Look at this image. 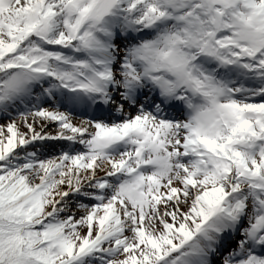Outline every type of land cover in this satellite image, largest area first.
Here are the masks:
<instances>
[{"label": "snow or ice", "instance_id": "snow-or-ice-1", "mask_svg": "<svg viewBox=\"0 0 264 264\" xmlns=\"http://www.w3.org/2000/svg\"><path fill=\"white\" fill-rule=\"evenodd\" d=\"M0 264H264V0H0Z\"/></svg>", "mask_w": 264, "mask_h": 264}]
</instances>
